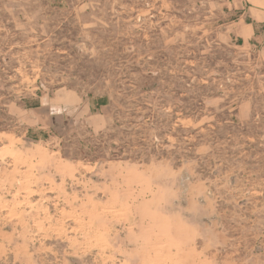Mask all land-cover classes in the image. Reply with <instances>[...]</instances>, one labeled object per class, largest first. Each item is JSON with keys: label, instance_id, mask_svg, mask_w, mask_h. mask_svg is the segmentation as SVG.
I'll return each mask as SVG.
<instances>
[{"label": "rangeland", "instance_id": "374dc122", "mask_svg": "<svg viewBox=\"0 0 264 264\" xmlns=\"http://www.w3.org/2000/svg\"><path fill=\"white\" fill-rule=\"evenodd\" d=\"M0 264H264V0H0Z\"/></svg>", "mask_w": 264, "mask_h": 264}, {"label": "trees", "instance_id": "16d2710c", "mask_svg": "<svg viewBox=\"0 0 264 264\" xmlns=\"http://www.w3.org/2000/svg\"><path fill=\"white\" fill-rule=\"evenodd\" d=\"M98 103H99V105H103L106 103V99H102V100L98 101ZM80 156H82L84 159H89L91 157L90 154L86 153V152L81 153Z\"/></svg>", "mask_w": 264, "mask_h": 264}]
</instances>
